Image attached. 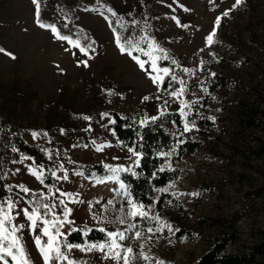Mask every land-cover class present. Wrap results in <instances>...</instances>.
<instances>
[{"label":"rangeland","instance_id":"374dc122","mask_svg":"<svg viewBox=\"0 0 264 264\" xmlns=\"http://www.w3.org/2000/svg\"><path fill=\"white\" fill-rule=\"evenodd\" d=\"M40 1L42 23H55L57 29L62 26L68 33L78 34L72 35L73 39L91 44L92 48L85 56L76 48L69 49L66 41L57 40L50 29L41 28L32 0H0V47L16 57L0 54V178L17 188L23 184L32 190L26 193L28 199L10 193L8 199L15 204L10 213L15 218L12 224L27 226L22 209L31 210L37 201L57 203L53 212L62 218L64 205H59L58 199H64L72 210L68 215L72 223L60 229L67 234L58 238L65 255L74 264H123L122 260L105 258L107 249L86 250L105 240L70 243L67 239L72 231L81 235L100 228L123 231L133 223L132 218L126 217L128 197L120 188V179L96 183L111 175L105 165L133 169L137 161L129 147L112 135L109 112L145 118L177 112L183 125L185 119L195 122L192 138L200 142L199 148L179 161L178 172L169 182L176 184L169 192L185 193L176 196L183 213L167 207L165 215L150 205L149 214L166 218L165 222L174 229H187L191 235L176 240L165 228L161 233L142 231L144 237L152 236L148 242L144 237L118 241L132 247L133 254L138 256L143 251L151 258L145 261L139 257L131 264H155L156 260L185 264L197 258L218 231L202 218L234 222L236 239L226 247L227 252H245L260 242L264 238V0H243L229 16L223 17L215 37L217 42L211 47L205 46V37L212 31L216 17L231 9L235 0ZM109 7L116 16L107 11ZM172 17L188 27L178 26ZM109 21L113 22L112 27ZM113 28L122 42L130 39L147 50L148 41L154 40L164 50L155 55L167 54V60H175L170 71L177 81H184L183 95H169L181 87L171 81V75L158 87L148 75L150 64L142 70L130 56L121 53ZM133 55L148 60L138 52ZM79 60H88V66H78ZM158 67L164 68L159 64ZM185 68L192 71L184 72ZM145 96L149 99L144 100ZM192 101L199 102L185 108L188 115L182 117L181 102ZM248 109L260 113L255 124L245 127ZM33 133L39 135L33 138ZM18 140L41 148L45 160L36 162L19 152ZM97 145L109 146L97 151ZM61 164L68 171L67 181L57 180L49 173L56 171L57 176H62ZM93 164H102L106 173L90 177L73 174ZM38 166L45 170L44 184L28 172L29 167ZM53 185L55 195L48 191ZM55 188L72 195L60 196ZM42 192L46 200L40 196ZM192 192L199 195H187ZM159 194L156 189L150 190L154 198ZM3 207L7 211L6 203ZM120 216L126 217L125 223H119ZM135 231L136 228L126 235L134 237ZM17 235L31 264H44L33 240L35 233L25 227ZM63 242L81 245L85 250H68ZM120 251L123 253V249ZM6 259L12 264L10 257ZM55 264L68 262L57 260ZM256 264H264V256L258 257Z\"/></svg>","mask_w":264,"mask_h":264},{"label":"snow or ice","instance_id":"6c2138e0","mask_svg":"<svg viewBox=\"0 0 264 264\" xmlns=\"http://www.w3.org/2000/svg\"><path fill=\"white\" fill-rule=\"evenodd\" d=\"M211 2V0H210ZM33 5L35 6V18L37 24L41 28H47L50 29L52 34L57 40L66 41L70 48H76L79 50L80 53H83L85 56H88L89 49L92 48L91 44H82L80 39H73L71 36L67 35H61L59 29L54 24H45L42 23L40 20V12H41V4L40 0H32ZM243 3V0H235V3L232 5L231 9H226L221 16H217L213 26L212 31L205 37V46L211 47L214 43L217 41L215 40L217 30L221 24V20L223 17L229 16L230 12L240 6ZM181 7H183L181 5ZM186 11L188 9H185ZM107 11L112 14V16H116V13L113 11L112 8H108ZM102 16H104L103 12L100 13ZM105 20H109L107 16H104ZM173 20H176V23L178 26L181 27H188V25L181 24L180 21L176 17H172ZM113 22L109 21V26L112 27ZM113 33L115 36V42L117 44V47L123 54H127L130 56L137 64L138 66L144 70L145 64H150L151 71L148 72V75L152 82L156 84L158 87L161 83H164V78L166 76L171 75V81H177V76L172 74L170 69L168 67L159 68L157 61L159 59H165L167 60L169 57L167 54H164L163 56H157L154 53L161 52L163 53L164 50L159 47L158 44L154 40L148 41V48L147 50L145 48H142L139 46V44L135 41H132L130 39H124L122 42V38L119 34H116V29L113 28ZM69 49H66L69 50ZM94 51V49H92ZM138 52L142 54L143 56L148 57V60H141L140 55H133V52ZM200 51H203L201 49ZM0 54H4L8 56L11 59H15V55L11 52H8L3 47H0ZM75 55V53H73ZM210 55H215L214 53H210ZM91 59V57H89ZM78 66L83 65L85 67L88 66V60H79L77 61ZM172 64H176L177 62L175 60L171 61ZM201 64H203V61H201ZM59 67V66H57ZM62 72L63 69H60ZM184 72H191V69H183ZM155 72L156 74L153 75L152 73ZM162 73V75H161ZM215 75V74H213ZM180 83L181 87L177 89L176 91L170 92L169 95L172 97H180L183 95L185 91V83L183 80L177 81ZM206 91V89H205ZM149 97L145 96L144 100H148ZM199 101H192V102H181V109L180 114L182 117H187L188 113L184 111L185 108H190L192 104H196ZM104 116H107V113L103 114ZM84 119H90L89 117H84ZM152 120H155L156 117H152ZM211 119H215L214 117H211ZM147 121H142L141 123H146ZM109 123H115V121H109ZM195 128V122H189L185 119L184 127L182 131L184 133L190 132ZM115 134V133H113ZM38 133H33V138H35ZM46 135V133H45ZM180 143H183V141H180ZM109 145H97L96 150L100 151L104 147H108ZM15 151V149H13ZM128 151L135 155L137 157L136 164H139V157L140 153L135 152L134 149L129 148ZM175 152V149L170 152H161L158 153V155L162 158H165L166 162L164 165H162L159 168V172H164L166 170L175 172L176 169L172 168L171 163L167 162V158H170ZM24 159V158H22ZM105 168L108 169V171L111 173V175L106 176L104 179H98L96 180V183H104L105 180H118L119 179V173L122 171L126 172H132L131 168H124L123 166H116L113 167L111 165H105ZM59 170L63 171L62 176H57L56 171L49 170V173L51 177H55L57 180H64L67 181L69 179L68 171L64 168L63 164L59 166ZM19 171V169H17ZM28 172L30 175L34 176L36 180H38L41 184H44V178H45V170L43 166L38 167H29ZM74 175L82 176L83 172H75ZM133 175H136L135 172H132ZM157 173H153V177H155ZM18 187L23 191L24 193H31V189L26 187L25 185L21 184L18 185ZM55 186L49 188V194L55 195L52 191V188ZM176 184L173 181L170 183L167 187L156 189V191L160 192L161 194L169 192L170 188H175ZM121 189H125L127 194V212L126 217L127 218H140V220H147V221H155L157 222L158 226L148 227L147 232L148 233H161L165 228L171 233L172 235H175V233L179 232L180 230L178 228H173V226L165 221L162 220V218L159 215H150L149 211L151 206H146L143 203H138L134 199L130 198L131 194L127 193L126 186L121 183L120 184ZM9 191H11V186H9ZM55 192L59 193L60 196L63 197H70L72 194L61 192L59 188H55ZM173 196H183L185 193L182 192H172ZM187 195H191L193 197L198 196V192H192L187 193ZM40 196L43 197L44 200L47 199L45 194L42 192L40 193ZM159 200V197H157L155 200H153V205L157 203ZM77 202V201H73ZM3 203L7 204V211L3 207ZM30 203H32L30 201ZM111 204L112 202L109 201ZM171 203V201H169ZM59 205H64V213L63 217H59L56 215L55 212H53V209L57 207V203H46L42 201H37L35 206L29 210L28 208L22 209L23 217L26 218L28 221L27 226L25 224H12L13 219H15L12 215H10L11 210L15 207L14 202L11 199H8L7 201L0 202V261L3 262V264H9V261L6 259V257H10L12 264H31L30 257L28 256L25 246L21 243L20 236L17 235V233L21 230L27 227V229L35 233L33 236L34 243L36 245V248L38 249L40 255L43 258L44 264H55L57 260H67L68 264H74V261L70 260L67 255L61 250V242L58 241V238L64 237L67 233L61 232L60 229L64 227L65 224H71L72 221L68 220V215L71 213V209L67 208L65 205L64 199H58ZM123 212L124 210L121 209ZM20 213H17V216H19ZM51 216V219L48 217ZM125 216L117 217V220L119 223L123 224L125 223ZM111 223V221H109ZM9 225V226H6ZM137 228L136 224L129 223L128 227L124 229L123 231H106L105 228H100L99 231L106 233V240L104 243L101 244H91L87 246L88 251H92L93 249H97L100 251H103L104 249H107V252H105V258L107 259H114L116 261H123V264H131V262L139 257H142L145 261L150 260L151 258L145 254L143 251H141L138 256L133 254V248L130 246H126L125 244L119 243L118 241H127L129 239H137L140 240L142 237H144V233L140 230L135 231L134 237L126 235V232H131L133 229ZM54 230V231H53ZM75 230V229H73ZM42 237H46V241L42 240ZM145 242L151 241L152 236L144 237ZM177 239L183 240L186 238L178 237ZM173 241H169V243H172ZM63 247L67 248L68 250L74 249V248H81V250H85L81 247V245H73L68 244L66 242H63ZM141 249H143L144 244L140 245ZM120 249H123V253L120 251ZM155 264H165L163 260H156Z\"/></svg>","mask_w":264,"mask_h":264},{"label":"trees","instance_id":"16d2710c","mask_svg":"<svg viewBox=\"0 0 264 264\" xmlns=\"http://www.w3.org/2000/svg\"><path fill=\"white\" fill-rule=\"evenodd\" d=\"M41 4V1H40ZM51 24V23H47ZM55 24V23H54ZM57 26V25H56ZM61 35L77 36L78 34L68 33L62 26H58ZM126 28L125 31H128ZM157 63L160 66L171 69L173 64L169 60L159 59ZM260 112L257 110H247L244 118L246 126L249 127L255 124V119ZM110 121L108 126L114 138L122 145L134 149L135 152L140 153L139 164L135 165L132 172L123 171L119 174L120 181L126 186L127 193H130V198L138 203H143L146 206L153 205V200L159 197V200L154 208L161 214H165L167 207L175 208L178 213H183V208L180 202L177 201L176 196L172 192L159 194L157 197L150 195V190L165 187L169 182L175 178L178 172V163L186 155L193 153L200 146V142L196 138H192L193 130L187 133L182 131L184 125L177 112H164L159 114L155 120L145 118L138 115H123L116 111L109 112ZM147 121L146 123H141ZM172 125L173 128H170ZM115 133V134H113ZM183 141V143H180ZM17 150L25 155L30 156L36 162L45 160V154L41 148L29 145L20 140L16 143ZM175 149L174 154L167 158L173 162V171L159 172V168L165 164V158L158 155L161 152H170ZM83 174L87 177L101 175L106 173L102 164H93L90 166H83ZM157 173L153 177V173ZM11 186V191H9ZM11 192L18 193L25 199H28L26 193L17 188L14 184H7L0 178V202L7 201ZM171 201V203H169ZM5 203H3V206ZM166 215V214H165ZM133 224L137 225V230L147 231L148 227H157L155 221L140 220V218L133 219ZM166 221V218L163 219ZM205 223H210L218 228L205 250L195 259H191L185 264H256L258 257L264 256V238L260 242L249 246L247 251L241 253H230L226 251V247L235 241V226L233 221L221 222L217 218H202ZM222 223V224H221ZM175 224V223H174ZM175 226V225H174ZM180 231L175 233L174 238L177 240L181 236H190L191 233L184 228L179 227ZM165 230V229H164ZM163 230V231H164ZM162 231V232H163ZM67 239L70 243H84L85 241H104L106 240V233L99 230H91L86 235H81L79 231H72ZM179 264V263H172Z\"/></svg>","mask_w":264,"mask_h":264}]
</instances>
